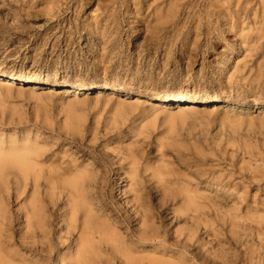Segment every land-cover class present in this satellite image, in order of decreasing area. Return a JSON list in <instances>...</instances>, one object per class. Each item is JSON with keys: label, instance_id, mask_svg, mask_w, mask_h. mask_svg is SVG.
Listing matches in <instances>:
<instances>
[{"label": "rangeland", "instance_id": "rangeland-1", "mask_svg": "<svg viewBox=\"0 0 264 264\" xmlns=\"http://www.w3.org/2000/svg\"><path fill=\"white\" fill-rule=\"evenodd\" d=\"M0 71V149L53 176L0 184L11 264L71 263L78 177L118 240L88 264H264V0H0Z\"/></svg>", "mask_w": 264, "mask_h": 264}, {"label": "bare ground", "instance_id": "bare-ground-1", "mask_svg": "<svg viewBox=\"0 0 264 264\" xmlns=\"http://www.w3.org/2000/svg\"><path fill=\"white\" fill-rule=\"evenodd\" d=\"M1 76H3V73L0 71V77ZM4 77L6 78L5 81L9 80V82H11L12 80L23 81L25 83L42 81V79H40L38 76H31V77L28 76L27 77L23 75L8 74ZM42 82L45 84H50V85L57 84L55 80L54 81L43 80ZM99 86L100 85L97 84V82H94L88 85L75 83L74 85H72V88L86 89V88H95ZM159 99L162 101H170V102L175 101V102H179L182 104H185V103L187 104L188 102L218 103L220 101L219 98H213V100L212 99L209 100L206 98L194 99V98L182 97V96L173 97V98L161 97ZM37 158L38 156L36 155L33 156L32 154H29V152L18 153L15 151H4L0 149V184L3 182L4 178L8 177V175L12 173L13 171L17 172L23 179H28L29 177H32L33 183L34 184L37 183L38 178L40 177L39 175L43 172L42 169H39V170L37 169V165H38L36 162ZM43 173H45L49 177H53L51 176L52 173L50 170L48 172H43ZM58 179H61V177H58ZM79 181H82L81 177H78L74 180H70L64 183V185L68 189L69 194H71L70 201H72V207H71V213H70L71 217L66 222V229L69 230L71 234H72V231L76 229L75 220H76V215L79 212V209L82 210V213H83V217L81 216L82 221H81L80 234L78 235L77 250L75 254L72 256L70 264H88V262L91 260L90 257L92 253L93 255L95 253L94 251H97L99 250V248H103V247L106 249V246L113 247V249H115L118 246L116 232L110 229L111 228L110 226L104 223H98L97 222L98 217L96 215L94 216L91 208L88 207L86 202L82 200V195L78 191ZM52 184L54 183L52 182ZM29 208L27 210H24V213H23L26 219L25 220L26 227H27L26 235L27 233H31V234L37 233L38 234L40 232L41 233L40 235L42 236L43 239L44 238L48 239V237H50L52 233L44 229L45 223H48V222H45L46 217L40 212L39 207L35 204L34 201H31ZM4 227L5 229H9V224H7V214L5 210L3 209L2 204L0 203V264H11L10 261L6 259V256H4V254H2L1 252V242H2L1 239L3 238L2 229H4ZM34 235L36 236V234ZM119 251L121 252L122 250L119 249ZM129 257H127V259ZM130 259L131 258H129V260Z\"/></svg>", "mask_w": 264, "mask_h": 264}]
</instances>
